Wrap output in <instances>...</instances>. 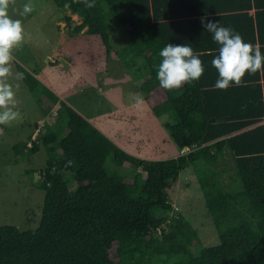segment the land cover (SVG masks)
Masks as SVG:
<instances>
[{"label": "trees", "instance_id": "16d2710c", "mask_svg": "<svg viewBox=\"0 0 264 264\" xmlns=\"http://www.w3.org/2000/svg\"><path fill=\"white\" fill-rule=\"evenodd\" d=\"M51 1L78 15L73 33L98 36L132 82L146 84L147 97L162 91L152 113L185 150L163 159L128 153L15 63L45 117L41 99L62 105L42 124L44 132L13 146L18 156L45 149L34 183L44 195L36 227L0 225V264H264V76L246 74L240 86L216 89L219 74L211 61L219 45L202 24L206 17L230 27L246 43H259L264 55V0H94L93 8ZM64 21L73 24L70 16ZM169 43L189 45L204 67L198 81L172 91L157 79L159 52ZM226 157L232 175L225 182ZM187 167L219 240L200 243L193 253L188 247L198 232L184 215L170 214L167 194Z\"/></svg>", "mask_w": 264, "mask_h": 264}, {"label": "rangeland", "instance_id": "374dc122", "mask_svg": "<svg viewBox=\"0 0 264 264\" xmlns=\"http://www.w3.org/2000/svg\"><path fill=\"white\" fill-rule=\"evenodd\" d=\"M25 3H31L34 8L25 17L10 9V15L22 20L27 33L25 42L13 52L14 73H18L15 63L33 73L59 100L72 106L132 155L142 153L151 159H163L175 151L181 153L161 125L162 117L152 113L151 106L159 101V96L151 91L147 97L142 91L146 84L133 83L115 54H105L98 36L87 35L84 30L74 34L72 27L80 22L78 15L57 7L51 0H16L13 8L21 9ZM65 16H70L73 24L67 25ZM9 82L16 91V110L21 115L8 125H0V225L32 229L39 221L44 195L34 183L39 178V169L45 165L46 152L40 148L28 156H18L13 146L29 136L34 139L36 121L41 123L39 128L44 132L42 124L53 121L62 104L41 99L40 103L49 111L42 119L44 113L22 79L10 77ZM135 95L142 98V104L135 103ZM146 157L143 159H149ZM221 164L228 171L224 177L226 182L232 175L229 157ZM128 165L126 162L124 168ZM132 177L133 172L128 171L126 179L129 181ZM167 194L173 208L170 214L184 215L187 227L192 226L198 232L196 243L188 247L190 253L200 243L208 246L219 242L190 167L180 172ZM115 238L119 241V237Z\"/></svg>", "mask_w": 264, "mask_h": 264}, {"label": "clouds", "instance_id": "9594fccd", "mask_svg": "<svg viewBox=\"0 0 264 264\" xmlns=\"http://www.w3.org/2000/svg\"><path fill=\"white\" fill-rule=\"evenodd\" d=\"M73 2L83 3L87 8L95 6L94 0H73ZM15 4L16 0H0V125H8L18 120L21 115L16 110V91L9 80L10 77L22 78L21 73L13 72V52L25 42L27 33L22 20L14 19L10 15V9L22 17L34 11L31 3H25L21 9L13 8ZM65 7L71 5L65 4ZM202 24L206 31L213 34L214 42L219 45L218 54L211 61L219 74L214 85L216 89L227 90L233 84L240 86L246 74L255 75L259 72L264 76V55L259 43H246L232 28L223 27L219 22H212L206 17L202 18ZM208 54L211 55V52ZM159 56L162 60L158 65L157 79L165 90L172 91L185 83L198 81L204 73L199 54L194 53L189 45L169 43L159 52ZM133 98L137 105L143 103L139 95ZM70 165L71 161H68L65 166Z\"/></svg>", "mask_w": 264, "mask_h": 264}, {"label": "crops", "instance_id": "0c3cea01", "mask_svg": "<svg viewBox=\"0 0 264 264\" xmlns=\"http://www.w3.org/2000/svg\"><path fill=\"white\" fill-rule=\"evenodd\" d=\"M50 90H51V89H50ZM152 93H156V94L159 96V101L163 98L162 91H161L159 88H158V89H154V90L151 92V94H152ZM151 94H150V95H151ZM58 98H59V97H58ZM59 99H60V98H59ZM57 103H58V102H57ZM57 103H55V104L57 105ZM55 104H54V105H55ZM48 112H49V111H48ZM42 119H44V115H43ZM35 123H37V125H35ZM35 123H34V125H35L34 127H36L37 130H40L39 126H41V123H38V121H36ZM31 137H32V136H31ZM32 139H33V138H32ZM112 141H113V140H112ZM27 147H29V143L27 144ZM121 148L124 149L125 151H127L126 148H124V147H122V146H121ZM171 150H172V149H171ZM182 151H183V150H182ZM182 151H181V152H182ZM174 153H175L174 155L167 156V157L169 158V157L176 156L178 152L175 151ZM131 154H133V153H131ZM134 155H138V156H140L141 158L146 157V156H144L142 153H141V154H136V153H135ZM167 157H165V158H167ZM146 158L151 159V157H146ZM154 159H160V158H154Z\"/></svg>", "mask_w": 264, "mask_h": 264}, {"label": "water", "instance_id": "95a60500", "mask_svg": "<svg viewBox=\"0 0 264 264\" xmlns=\"http://www.w3.org/2000/svg\"><path fill=\"white\" fill-rule=\"evenodd\" d=\"M185 149H183V151H184Z\"/></svg>", "mask_w": 264, "mask_h": 264}]
</instances>
